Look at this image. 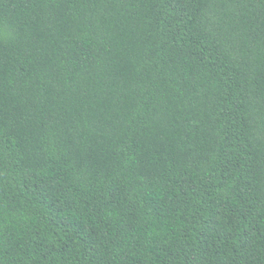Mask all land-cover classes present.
Here are the masks:
<instances>
[{
	"label": "trees",
	"instance_id": "obj_1",
	"mask_svg": "<svg viewBox=\"0 0 264 264\" xmlns=\"http://www.w3.org/2000/svg\"><path fill=\"white\" fill-rule=\"evenodd\" d=\"M0 264H264V0H0Z\"/></svg>",
	"mask_w": 264,
	"mask_h": 264
}]
</instances>
